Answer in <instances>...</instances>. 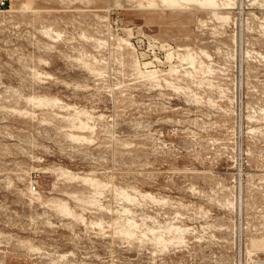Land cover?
I'll return each instance as SVG.
<instances>
[{"label":"rangeland","instance_id":"obj_1","mask_svg":"<svg viewBox=\"0 0 264 264\" xmlns=\"http://www.w3.org/2000/svg\"><path fill=\"white\" fill-rule=\"evenodd\" d=\"M4 1L0 264L263 263L264 0Z\"/></svg>","mask_w":264,"mask_h":264},{"label":"bare ground","instance_id":"obj_2","mask_svg":"<svg viewBox=\"0 0 264 264\" xmlns=\"http://www.w3.org/2000/svg\"><path fill=\"white\" fill-rule=\"evenodd\" d=\"M146 1V3H143L142 2V0H139L138 1V3H137V5H138V7H140V8H145V9H153V10H156V9H159V8H163V9H188V7L190 6V4H198L200 7H202V8H204V9H206V8H208L211 12H212V14L215 16V17H220V19L221 18H225V20L227 19V18H229V16H222V15H219V12L217 11L218 9H221V8H223V10L224 9H234V8H237V7H234V6H236V4L234 5V6H232V4L235 2V0H234V2L231 4L230 2H229V0L227 1V2H225L224 4H222L223 6L221 7L220 6V4H219V1L218 0H145ZM144 1V2H145ZM232 1V0H231ZM220 3H222V2H220ZM237 3V2H236ZM240 4V3H239ZM238 6V5H237ZM240 7V6H239ZM222 10V9H221ZM233 11V10H232ZM228 12V11H227ZM226 13V12H225ZM225 15H227V14H225ZM224 21V20H223ZM129 28H127V30H128ZM130 32V31H129ZM122 40V39H121ZM175 53V52H174ZM173 54V53H172ZM204 54L209 58L210 56L208 55V54H206L205 52H204ZM186 55V54H185ZM172 55H171V52H167V57L166 58H170ZM182 56V55H181ZM188 56V55H187ZM174 57V56H173ZM183 57V56H182ZM181 57V58H182ZM156 58V57H155ZM171 59V58H170ZM180 59V58H179ZM185 59V58H184ZM188 59V58H187ZM181 60V59H180ZM189 60V59H188ZM196 59L194 58V56H192V54H190V64L191 65H193L194 64V61H195ZM169 61V60H168ZM138 62V61H137ZM197 62V61H196ZM203 62V61H202ZM135 63V62H134ZM139 64V63H138ZM149 64H152L151 62H150V60L149 61H146V62H144L143 63V65L145 66V67H147V66H149ZM201 64H204V63H201ZM135 65V64H134ZM198 65H200V63L198 64ZM205 65V64H204ZM174 66V65H173ZM201 66V65H200ZM207 67H209L208 65H206ZM136 67V66H135ZM140 68V67H139ZM171 68V67H170ZM136 69V68H135ZM173 69H175V68H173ZM207 69V68H206ZM137 71L138 70H140V69H138V66H137V69H136ZM146 70V69H145ZM169 71H170V69H168ZM209 70V69H208ZM150 71V70H149ZM156 71V70H155ZM154 69L152 70V71H150L149 73L150 74H153L154 72ZM175 71V70H174ZM177 71V70H176ZM209 71H212V70H209ZM144 72V71H143ZM171 72V71H170ZM172 73V72H171ZM175 73V72H174ZM140 74V73H139ZM143 74H145V72L143 73ZM152 76V75H151ZM53 101V100H52ZM72 120H74V119H72ZM78 121V120H77ZM76 125V124H75ZM86 126V124L81 120V121H79V126L78 127H81V128H83V127H85ZM240 174V173H239ZM94 180V179H93ZM92 179L90 180L91 182L93 181ZM99 183V182H98ZM94 184H96V183H94ZM63 208V207H62ZM65 209V208H64ZM67 210V209H66ZM68 211V210H67ZM70 212V211H69ZM81 218V217H80ZM128 219H126V221H127ZM129 221H130V223L133 225V224H135V220L134 221H132L131 219H129ZM128 223V222H127ZM128 225V224H127ZM131 225V226H132ZM133 227V226H132ZM135 227V226H134ZM174 227V226H173ZM129 228V227H128ZM125 229V228H124ZM169 230V229H168ZM125 231V230H124ZM128 232L130 231V229L129 230H127ZM130 234H131V232H130ZM158 241H164V239L162 238V235H157L156 237H155ZM154 238V239H155ZM166 241V240H165ZM156 242V241H155ZM248 250V249H247ZM252 251V250H251ZM248 252H250V251H248ZM260 264H264V262L263 263H260Z\"/></svg>","mask_w":264,"mask_h":264},{"label":"built area","instance_id":"obj_3","mask_svg":"<svg viewBox=\"0 0 264 264\" xmlns=\"http://www.w3.org/2000/svg\"><path fill=\"white\" fill-rule=\"evenodd\" d=\"M5 5V1L4 0H0V6Z\"/></svg>","mask_w":264,"mask_h":264}]
</instances>
